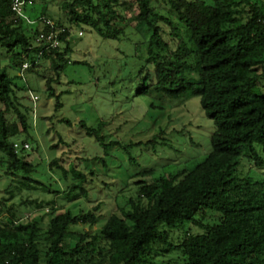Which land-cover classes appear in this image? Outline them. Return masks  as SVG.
Masks as SVG:
<instances>
[{"label": "trees", "instance_id": "16d2710c", "mask_svg": "<svg viewBox=\"0 0 264 264\" xmlns=\"http://www.w3.org/2000/svg\"><path fill=\"white\" fill-rule=\"evenodd\" d=\"M12 1L0 0V153L23 176L5 190L0 213L16 193L38 186L28 141L19 142L33 134L25 99L35 103V95L27 96L18 80L46 62L56 74L43 78L47 97L59 98L53 85L69 64L75 30L118 41L134 23L144 64L136 94L172 106L198 98L214 132L208 154L191 170L140 173L149 182H137L135 195L93 234L71 227L96 225L99 205L80 214L52 208L46 225L42 218L16 225L10 214L0 225V264H264V178L239 172L243 160L264 169V0H29L23 16L12 11ZM36 4L40 14L30 20L26 10ZM46 21L58 31L57 50L36 44L49 30ZM79 126L105 147L143 144L105 143L100 127ZM62 144L59 138L51 149ZM60 160L51 158L49 172L67 182L71 176L69 196L77 190L86 195L85 173ZM187 225L198 233L174 243L171 234Z\"/></svg>", "mask_w": 264, "mask_h": 264}, {"label": "rangeland", "instance_id": "374dc122", "mask_svg": "<svg viewBox=\"0 0 264 264\" xmlns=\"http://www.w3.org/2000/svg\"><path fill=\"white\" fill-rule=\"evenodd\" d=\"M40 11L41 5L36 4L32 11L28 7L25 17L30 19V14L37 17ZM133 26L134 23L118 41L103 40L88 29L75 30L70 40L72 50L66 54L69 64L62 73L58 71L55 77L58 82L53 85L59 98L47 97L43 78L56 74L50 72L46 62L18 80L19 85L26 86L27 96L30 93L38 98L35 103H31L29 97L25 99V105L31 110L29 119L34 123L33 134L29 139L19 137V142L28 141L26 155L29 162L36 164L37 171L31 178L38 181V186L32 190L22 189L5 203L0 225L4 219L9 220L10 214L14 215L16 225L40 218L46 225L52 208L59 213L70 210L80 214L99 205L96 215L102 219L96 225L71 227L73 231L93 234L104 225L108 215L117 213L124 202L135 195L137 182H149L150 178L140 173L154 171L158 176L191 170L206 157L214 125L200 108L198 98L172 106L136 94L137 77L144 65L139 48L143 39ZM60 120L70 121L72 125ZM81 121L92 129L100 127L105 143L143 144L132 148L105 147L85 133L79 126ZM153 137H156L155 143L145 145ZM59 138L69 146L62 144L54 152L51 146ZM53 157H59L64 166L74 165L85 173L82 187L86 195L80 190L72 196L67 194L71 176L67 182L60 179L58 171L49 172L47 165ZM239 172L255 181L264 178V169H257L244 160ZM22 176L9 169L0 153V210L2 198L9 197L5 190ZM203 218L208 220L209 215L204 214ZM197 229L187 225L182 231H174L171 238L177 244L196 235ZM157 262L161 264L160 260Z\"/></svg>", "mask_w": 264, "mask_h": 264}, {"label": "built area", "instance_id": "2783aa9c", "mask_svg": "<svg viewBox=\"0 0 264 264\" xmlns=\"http://www.w3.org/2000/svg\"><path fill=\"white\" fill-rule=\"evenodd\" d=\"M26 4H30L29 0H13L11 9L18 16H23V6ZM46 25L49 26L48 32H40L36 38V44L40 45L42 48L46 50H57L61 43L58 38V31H55L54 24L51 21H46ZM60 32H64V30H60ZM81 33L79 32V35ZM27 65H23V69H25ZM33 101H37L38 98L36 96H32ZM25 149L28 148L27 145L24 146Z\"/></svg>", "mask_w": 264, "mask_h": 264}]
</instances>
